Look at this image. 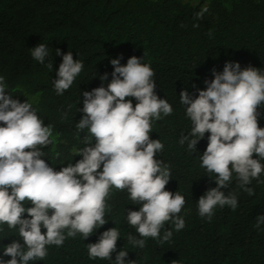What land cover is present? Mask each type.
<instances>
[{"label":"trees","instance_id":"1","mask_svg":"<svg viewBox=\"0 0 264 264\" xmlns=\"http://www.w3.org/2000/svg\"><path fill=\"white\" fill-rule=\"evenodd\" d=\"M198 1L205 2L208 9L202 19L195 17L203 8L185 0H0V76L5 78L11 98L31 103L44 125L52 127V143L41 149L45 153L41 159L55 171L82 159L74 154L84 147L82 138L87 134L76 129L84 115L79 111L83 92L107 86L112 79L111 59L119 57L124 65L129 57H140L141 63L154 71L157 96L173 108L171 115L153 120L149 133L151 139H159L164 145L155 158L169 165L172 173L165 190L185 198L178 214L185 227L176 231L168 222L161 236L171 230L169 241L160 243L149 237L139 248L128 243V234L139 238V233L128 225L126 215L141 205L131 203L126 190L113 188L106 200L110 210L106 209L103 226L86 239L78 234L66 238L62 246H47V257L29 264H113L89 259L87 251V244L97 242L100 234L112 227L120 232L117 252L128 251L125 259L131 264H264V225L253 227L256 217L264 215V183L253 179L247 187L254 189V195H248L234 174L229 188L221 191L237 195L236 210L217 206L211 221L202 218L197 200L216 187L215 180L200 167L209 133L198 141L196 152L188 150L187 142L179 144L181 135H187L191 128L180 103L181 90L187 89L194 98L198 89L206 88L204 81L213 79L212 70L222 72L226 61L238 62L241 69L258 68L264 74V0ZM39 43L49 49L45 64L30 54ZM56 49L71 51L73 59L84 65L62 95H57L53 86L62 62ZM50 61L51 71L46 67ZM105 73L107 79L101 81ZM126 99L135 106V98ZM258 111V125L264 128V105ZM259 179L264 181V173ZM31 206L25 203V207ZM3 228L0 255L13 240L23 244L6 225ZM115 256L113 252L112 261Z\"/></svg>","mask_w":264,"mask_h":264},{"label":"clouds","instance_id":"2","mask_svg":"<svg viewBox=\"0 0 264 264\" xmlns=\"http://www.w3.org/2000/svg\"><path fill=\"white\" fill-rule=\"evenodd\" d=\"M207 11L206 7L201 9L195 18L202 19ZM55 51L62 56V62L53 86L56 94L62 95L84 65L73 59L71 51ZM30 54L45 64L50 53L44 43H39L30 49ZM110 63L112 79L107 86L83 92L79 111L84 115L76 129L78 133L86 130L87 134L82 138L84 147L74 154L82 159L59 171L41 159L45 156L41 149L52 143V127L44 125L31 103L11 98L5 78L0 76V232L6 225L9 232L23 240V244L13 240L5 245L0 264L43 260L48 255L47 246H62L66 238L78 234L88 238L106 223L105 212L110 210L106 200L113 188L126 190L131 203L141 205L126 215L128 225L139 233V238L127 236L134 247L143 248L149 237L160 243L169 241L171 230L161 236L168 222L176 231L185 227L184 219L178 215L185 198L179 192L165 190L172 177L170 166L155 158L164 145L149 136L153 120L171 115L173 108L157 96L154 71L142 64L140 57L131 56L124 65L119 57ZM46 67L51 71L52 61ZM212 74L213 79L205 80L206 88L198 89L194 98L187 89L179 93L191 121L190 131L181 135L179 144L187 142L188 150L196 152L198 141L209 133L200 167L215 180L216 187L197 200L198 214L209 221L217 206L233 211L238 207L234 192L221 191L229 188L234 174L238 186L248 195H254V189L247 187L253 179L264 183L259 179L264 173V128L258 125V109L264 105V74L251 66L241 69L238 62L232 61L225 62L222 72L213 69ZM107 76L101 75V81ZM129 97L135 98V106L126 99ZM26 202L32 206L25 207ZM261 225L264 215L256 217L253 227L259 229ZM42 227L46 231L42 232ZM119 238L116 227L103 231L97 242L87 244L89 259L131 264L125 259L128 251L117 252Z\"/></svg>","mask_w":264,"mask_h":264},{"label":"rangeland","instance_id":"3","mask_svg":"<svg viewBox=\"0 0 264 264\" xmlns=\"http://www.w3.org/2000/svg\"><path fill=\"white\" fill-rule=\"evenodd\" d=\"M187 2H189L191 5L195 6V7H201V8H205L206 3L205 2H200L198 0H185Z\"/></svg>","mask_w":264,"mask_h":264}]
</instances>
